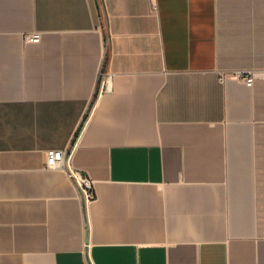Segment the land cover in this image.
<instances>
[{
  "label": "crops",
  "instance_id": "crops-1",
  "mask_svg": "<svg viewBox=\"0 0 264 264\" xmlns=\"http://www.w3.org/2000/svg\"><path fill=\"white\" fill-rule=\"evenodd\" d=\"M240 67L264 0H0V264H264V77L217 72Z\"/></svg>",
  "mask_w": 264,
  "mask_h": 264
},
{
  "label": "built area",
  "instance_id": "built-area-1",
  "mask_svg": "<svg viewBox=\"0 0 264 264\" xmlns=\"http://www.w3.org/2000/svg\"><path fill=\"white\" fill-rule=\"evenodd\" d=\"M24 37L26 40H39L41 33H25ZM217 72L218 78L221 82L225 81L228 76H234L245 81L248 85H253L258 76L264 77V67L219 68ZM108 77L109 75L106 79H108ZM105 82L104 77L102 81L103 86ZM46 166L65 169L70 177L76 182L84 202L89 204L92 200H94L96 196L94 178L84 170L74 166L72 163V155L67 149H48L46 154Z\"/></svg>",
  "mask_w": 264,
  "mask_h": 264
}]
</instances>
